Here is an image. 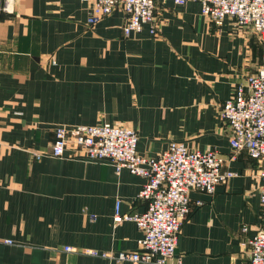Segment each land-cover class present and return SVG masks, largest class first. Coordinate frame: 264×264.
Returning a JSON list of instances; mask_svg holds the SVG:
<instances>
[{"label": "crops", "instance_id": "0c3cea01", "mask_svg": "<svg viewBox=\"0 0 264 264\" xmlns=\"http://www.w3.org/2000/svg\"><path fill=\"white\" fill-rule=\"evenodd\" d=\"M90 7L13 0L0 14V264H131L101 255L139 250L135 223L114 215L117 203L120 215L146 209L144 180L73 146L50 155L55 128L102 124L133 129L141 156L171 143L223 155L235 177L189 193L170 264H250L260 164L245 152L231 159L220 112L256 73L258 37L231 19L216 27L195 2L155 0V35L144 26L125 36L121 8L88 25Z\"/></svg>", "mask_w": 264, "mask_h": 264}, {"label": "built area", "instance_id": "2783aa9c", "mask_svg": "<svg viewBox=\"0 0 264 264\" xmlns=\"http://www.w3.org/2000/svg\"><path fill=\"white\" fill-rule=\"evenodd\" d=\"M13 0H0V14L11 11ZM91 2L87 24L95 25L117 8L125 13L123 33L129 36L147 26L156 34L155 0H83ZM175 6L188 2L200 5L201 14L216 27L231 19L240 29H250L258 37L261 56L256 73L245 83L235 86L233 94L221 107V119L230 131L231 159L245 152L260 164L259 205L262 226L246 241L250 264H264V0H160ZM138 136L133 129L120 125L59 126L54 130L50 155L61 157L69 146L82 151L90 161H108L116 173L126 169L144 180L138 196L146 201L142 213L120 215L115 207L114 222L132 221L142 237L138 251L101 256L131 264H170L182 223L187 218L189 193L192 190L213 194L216 187L226 184L235 173L216 150L190 151L183 144L171 143L154 157L137 152ZM39 156H41L39 154ZM246 228L243 229L245 231ZM10 244V241H5ZM66 252L73 251L65 247ZM90 254L98 255L95 251ZM173 264H181L176 258Z\"/></svg>", "mask_w": 264, "mask_h": 264}, {"label": "rangeland", "instance_id": "374dc122", "mask_svg": "<svg viewBox=\"0 0 264 264\" xmlns=\"http://www.w3.org/2000/svg\"><path fill=\"white\" fill-rule=\"evenodd\" d=\"M122 127H124V126H122Z\"/></svg>", "mask_w": 264, "mask_h": 264}]
</instances>
